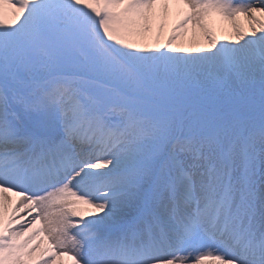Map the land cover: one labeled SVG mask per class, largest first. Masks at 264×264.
Segmentation results:
<instances>
[{"label":"snow or ice","instance_id":"6c2138e0","mask_svg":"<svg viewBox=\"0 0 264 264\" xmlns=\"http://www.w3.org/2000/svg\"><path fill=\"white\" fill-rule=\"evenodd\" d=\"M58 257L264 264V0H0V264Z\"/></svg>","mask_w":264,"mask_h":264},{"label":"rangeland","instance_id":"374dc122","mask_svg":"<svg viewBox=\"0 0 264 264\" xmlns=\"http://www.w3.org/2000/svg\"><path fill=\"white\" fill-rule=\"evenodd\" d=\"M180 17L181 16H179V14H177V21L180 20ZM166 19L164 20V29H163V36L164 37L163 36L160 37V40H162V38H163L162 43L165 40V32H166V28H167ZM221 21H222V23H224L223 19ZM240 21L244 24L245 28H247V21L244 19L243 16L240 17ZM158 23H159V21L154 23L152 32L148 33L144 37L146 45L151 46V45L157 43L156 33L158 31V29H157ZM206 23L211 24V25H209V27L212 28V30L215 32L216 38L218 40L222 39L221 41H224V39L226 37L233 35L232 30H231V25L228 21H225V24H223L221 27H219V25L217 24V21L215 23H213V19L211 17H207ZM193 28H194V26L192 23L187 24V26H185L184 31L181 32V33L186 32L187 35H184V38H182L181 41H179V42L176 41V44H180L184 47H190V46H196V45H199L201 47H205L206 41L203 39V36H202V33L200 32V29L196 28L192 31ZM191 32H192L193 36H191ZM151 37H153V38H151ZM160 40H159V43H160ZM141 44H144V43L142 42ZM174 46H175V44H174Z\"/></svg>","mask_w":264,"mask_h":264},{"label":"bare ground","instance_id":"6f19581e","mask_svg":"<svg viewBox=\"0 0 264 264\" xmlns=\"http://www.w3.org/2000/svg\"><path fill=\"white\" fill-rule=\"evenodd\" d=\"M231 36V35H230ZM164 37V36H163ZM151 38H153V37H151ZM182 38H184V34H180L179 36H178V38H177V41L179 42V41H181L182 40ZM194 38V37H193ZM137 39V42H139V43H144L145 44V39H144V37L143 38H136ZM162 40H163V38H162ZM162 40H160V43H162ZM220 41L222 40V39H219ZM189 44V43H188ZM81 207V209L82 210H84V211H89V209H88V206L87 205H81L80 206ZM56 264H59V259H57L56 260Z\"/></svg>","mask_w":264,"mask_h":264}]
</instances>
